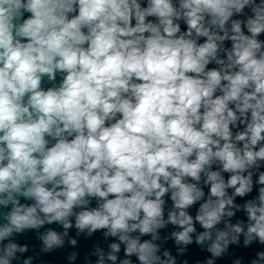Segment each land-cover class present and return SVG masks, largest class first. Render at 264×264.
<instances>
[{"label": "clouds", "instance_id": "1", "mask_svg": "<svg viewBox=\"0 0 264 264\" xmlns=\"http://www.w3.org/2000/svg\"><path fill=\"white\" fill-rule=\"evenodd\" d=\"M167 225L264 246V0H0V264H188Z\"/></svg>", "mask_w": 264, "mask_h": 264}, {"label": "water", "instance_id": "2", "mask_svg": "<svg viewBox=\"0 0 264 264\" xmlns=\"http://www.w3.org/2000/svg\"><path fill=\"white\" fill-rule=\"evenodd\" d=\"M254 192L252 195H255ZM237 202L243 203L242 198H237ZM170 206V202H169ZM195 207L191 209V212L195 213ZM166 219V214H165ZM235 219H245V214L240 211L237 212ZM199 229V226L197 225ZM178 230L173 225H167L164 229L160 230L161 237L168 236L169 239L164 247L169 249L173 255L178 257V261L187 260L188 264H197V262H203L207 257L208 253L206 251H202L201 247L196 245L195 243L187 246V251L184 253L183 256H180L177 253V246L174 244L172 239L170 238L171 232ZM72 234L75 235V230H72ZM150 237H143L142 239H148ZM80 243L78 248L76 249L79 251L80 255L78 260L75 264H87L85 257L88 256L91 259H95L91 257V253L94 249V246L99 245L100 247L105 248L107 250V244L111 242L112 238H108L107 240L103 236V231H97L90 239H84L83 236L78 238ZM18 241L20 243H28L30 245L29 252L24 254V256H33L34 257V264H69L66 259V256L69 251L72 249H64L58 252H54L52 254H45L40 252V243L36 239L34 232H29L25 236L18 237ZM32 246H35L34 248ZM264 250V246L259 245L258 243H253L250 247H244L243 245V236L240 238V243L238 245H231L229 248V252L224 255L223 257L217 259L216 264H232V261L236 258H242L245 264H250L252 259L256 258V253L258 251ZM123 256V252L120 254ZM135 261V257H133Z\"/></svg>", "mask_w": 264, "mask_h": 264}]
</instances>
